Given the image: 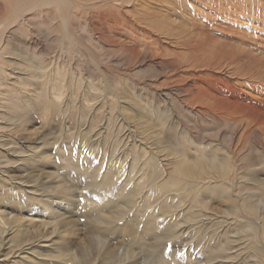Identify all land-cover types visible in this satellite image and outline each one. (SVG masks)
I'll return each mask as SVG.
<instances>
[{
  "label": "rangeland",
  "instance_id": "374dc122",
  "mask_svg": "<svg viewBox=\"0 0 264 264\" xmlns=\"http://www.w3.org/2000/svg\"><path fill=\"white\" fill-rule=\"evenodd\" d=\"M109 5L102 8L101 11L94 12L97 13L96 16H92L91 12H88L90 13L88 17L87 14L80 13L79 18H76L78 21L74 19L82 27L86 20H88V25H91L94 21L104 22V17L111 19L108 24L113 22L110 24L112 26L105 28L97 26L94 30L91 27L76 29L77 37L81 42H85L88 48L79 46L74 53L70 54L66 52L68 51L67 45H64L66 53L59 58V55L54 57L56 52H61L60 46H55L57 43L53 44L54 49L49 48L52 45L43 43L44 49H50L48 52L44 51L48 54L47 58L57 62L59 60L58 64H64V66L58 74L50 72L51 75H47L46 78L43 75L32 77L33 80L28 77L30 80L26 89L31 92L33 88H36L35 92L44 93L48 89L51 90V86L55 82L62 89V85H66L63 89L62 94L64 95L61 97L62 102L58 108L57 118L49 122L41 117L40 112H37L38 100L34 99L32 101V105L35 107H32L33 110L30 108L28 113L20 114L18 112L11 116L14 123L12 121L10 123L15 127L21 121L22 124L27 125L23 127L24 129L15 127L9 134L8 130L0 128V147L2 146L0 162L4 164L11 160L7 167L10 168L13 165L15 167L13 166L8 175L17 183L22 181V185L30 194L29 196L34 199L23 204L20 200V202L16 200L8 204L9 206L7 204L0 205L6 209V213L12 212L9 215L4 213L8 216L4 215L5 218H9L5 219L7 224L9 223L8 227L16 229V227H20L21 223H24L21 225L20 229H22V226L26 224L24 219L28 216L33 218V225H30L31 232L34 233L35 240L40 239L43 242L41 243L43 251L40 250V252L45 254V256L43 255L44 260L46 259L45 264L46 262L53 264L48 260L58 257L57 253L64 254V257H61L57 262L58 264H264V190H262L264 188L247 186L248 190H251L246 192L236 188L234 198L239 203L221 198H209L206 199L207 207L203 208L183 197L185 199L181 198L180 203H175V221L170 220V223L168 220L170 215L163 213H158L157 218L154 217L156 222L163 225L164 228L163 231L158 232L161 239L155 240L156 235H150L144 240L139 232L136 235H131L130 227L138 231L142 225L138 226V224L145 221L157 206L156 203L151 206L145 201L149 188L137 185L143 174L145 175V170L141 172L142 176L133 175L131 173V157H122L119 154L122 149L118 152L116 150L117 154L112 152L114 134H119V138L123 141L127 138L133 145V142L139 145L142 138L146 141L148 139L147 142H143L148 143L151 151L159 154L160 161L168 169L172 165L171 159L173 158L167 155L169 152L167 147L173 146L172 142H175V130L182 131V128H179L181 127L180 121L177 119L179 115L177 107L180 105V99L185 95L184 90L191 88L194 83L191 77H171V73L176 67L183 66L182 68L190 67L192 70L193 67H197L203 71L201 75H204L209 70L208 66L212 60L222 52H230L233 53L232 55L235 53V56L232 57L235 60L233 65L236 62L238 69L234 68L235 65L224 66L223 69L226 70V73L221 68L222 72H218V77L229 80L228 82L233 87L235 86L236 91H240V95L249 96L248 98L256 102L255 104L264 105V0H116V2L114 0ZM209 14L218 15L219 19L224 22L213 24L212 20L215 18L210 17ZM238 14H246L249 19H252L245 25L241 22L236 24L235 16ZM205 15L208 21L203 19ZM90 16L93 18L91 19ZM112 17L114 18L112 19ZM189 19H195L193 27L188 24ZM206 22L210 27L206 25ZM116 23H119L122 28L114 29ZM113 25L114 28L111 30ZM201 26L204 27L202 30L199 29L202 28ZM43 33L46 34V31ZM41 36H43L42 33H39V37ZM189 43L191 44L189 45ZM195 44L199 45V50L202 53L205 51L206 56L198 50L195 52L198 55L201 54L200 57H197L198 60L194 57H187L188 55L185 54L187 48L183 46L189 47L191 51ZM201 44L202 47H200ZM129 48H132L134 52H129ZM211 51H213V55ZM67 53L69 55H66ZM51 55L53 56L51 57ZM151 55H155L165 62L168 61L167 63L174 67L164 69L157 64L159 60L145 59ZM72 57L75 60H71ZM216 58L215 61H221L219 60L221 55L220 58L219 55ZM65 60L66 62H64ZM196 60L198 62L195 63ZM39 62L38 60L37 63ZM62 62L63 64H61ZM154 63L156 64L154 65ZM188 63L190 64L188 65ZM27 67L32 69L31 65ZM231 67L235 70L233 71ZM11 68L16 73H20L19 69H25L26 66L21 68L18 65H12ZM65 70H68L69 74L73 70L74 74L72 71L68 75ZM75 74L76 76H74ZM250 85L251 87H249ZM160 91L173 94L172 110L169 109L168 113L165 107L164 110L161 107L158 110L163 111L169 118L172 114L175 124L170 132H162L160 142L156 143L153 140L154 136L148 135L151 131L143 135L141 126L137 128L136 124L138 121L140 124L147 125L152 131H159L157 114L152 111L150 104L164 106L162 98L157 95ZM50 92V94H44L49 98V95L52 94V91ZM112 95L118 98H113ZM65 106L66 110H64ZM125 106H127L126 109H124ZM20 116L22 119L17 122L16 119ZM238 118L237 122L242 119L240 116ZM182 127L188 128L185 123ZM106 128L107 131L108 129L114 131L113 137L111 136L107 141L105 140ZM216 132L218 131L213 134ZM4 133H8V137ZM85 134H89L91 137L89 146L84 145L81 141L84 140L83 135ZM146 135L148 137L144 139ZM164 138L168 141L166 142ZM17 142H19L18 145ZM21 142H25V144L22 145ZM225 142L224 144H228V138L225 139ZM155 146L161 148L158 149L160 152H157ZM164 147L165 151L162 149ZM92 148L96 150L93 151ZM68 150H74L77 152L76 154L80 153L88 157L91 162H104V168L98 177L93 179L89 174L81 172L84 168L83 165L85 166L88 162L80 163L77 169L69 165L63 159L64 153H68ZM247 154L248 152H242V156ZM116 157L124 160V163L122 162L123 172L120 175L111 176L112 172L108 173L107 162ZM28 159L30 161L27 162ZM26 163L28 165H25ZM151 166L153 167V165ZM172 167H169V171ZM257 175H259V181L264 183V170ZM246 179L248 177L242 179L244 184ZM238 180L241 181V179L236 181ZM136 188L137 191L131 195L120 192L123 190L129 192ZM174 196L176 195L174 194ZM84 200L96 207L95 211L89 212L88 208L84 206ZM247 200L249 202L246 204L248 206L251 204L255 212H252L253 210L250 212L245 203H242L243 206L241 205L240 202H247ZM40 202L46 207L40 208ZM32 203L36 205L31 206ZM27 205H30L31 208ZM51 205L57 209L56 214L50 212ZM244 205L247 206L246 209ZM8 207H10V212L7 210ZM29 208L35 212V217L28 214ZM102 214L111 215L109 222L102 224L96 220V217ZM55 217L66 220L57 224ZM9 237L10 243L14 241L15 244L17 235L8 236L5 240L6 244L9 242L7 241ZM45 241L47 242L45 243ZM105 241L109 243L107 244ZM0 243H2L1 240ZM6 247L7 245H3L0 251L1 264L5 258H8L5 255L8 253ZM68 249L71 250L68 251ZM64 250L67 252V257ZM54 251L57 252L54 253ZM213 251H219L220 254H215ZM68 257H72L74 261L64 262V258Z\"/></svg>",
  "mask_w": 264,
  "mask_h": 264
},
{
  "label": "bare ground",
  "instance_id": "6f19581e",
  "mask_svg": "<svg viewBox=\"0 0 264 264\" xmlns=\"http://www.w3.org/2000/svg\"><path fill=\"white\" fill-rule=\"evenodd\" d=\"M112 1L114 0H93V1L92 0H0V77H1L0 78V128L8 130L10 134V131H12L13 128L15 127L23 128L27 126L24 122H23L24 124H22V122L20 121L22 119V116H20L19 118L16 119L17 122L18 120L20 122H18V124L14 127V125L10 123L11 121L14 123V120H12L13 118L11 116L14 113H18V112H20V114H25V113L30 112L32 107L35 108L32 105V101L34 99L38 100V104L36 105L37 110H38L37 112H40L41 117L45 118V120H48L49 122L52 120L54 121L55 118H57L58 110H59L58 108L60 107V102H62L61 97L64 95L62 94L64 91L63 89L66 85L63 86L64 85L63 84L62 85L63 89H62L60 85L56 84L55 82L54 85L51 86V90L45 89L46 92L44 93L46 94L47 93L50 94L51 93L50 91H52V94L51 96L49 95V98L43 92L42 93L35 92L36 88H33L31 92H28L26 89L27 86L29 85L28 81L30 79L33 80L32 77H41L43 75V77L45 76L46 78L47 75L48 76L51 75L50 72L52 74L53 73L58 74L60 72V69H62V66H64L63 62L61 63L63 65L58 64L59 60L57 62L55 60H51L50 58H47L48 54H46V52H48L50 49L48 50L44 49L43 43L46 42L52 45V47L50 46L49 48H53V49L55 48V46L56 47L60 46L61 52H56V53L54 52L55 53L54 57L55 56L58 57L59 55V58L62 57L63 54L66 52H69L70 54L74 53L75 49L79 48V46H82L83 48H88L85 42H81L80 38L77 37L76 29H80V27L82 26L78 25L77 22L74 21V19L80 16V13L82 14L85 13L87 14V17H88V14H90L88 12H91L92 16H96L97 13H94V12L101 11L102 8L110 6L109 4H111ZM151 3L153 4V2ZM140 8H143V7H140ZM209 16L215 18V20H212L213 24H217V22L218 23L224 22L223 20L221 21V19H219V16L216 14L215 15L209 14ZM235 17H236V24L241 22L244 25L249 23L250 19H252V18L249 19L246 14L245 15L238 14ZM92 18L93 17H91V19ZM113 18L114 17H112V19ZM189 18L191 19L190 16ZM203 19L208 21L206 15L203 17ZM109 21H111V19L109 20L108 17H104V22L102 21L103 23L102 22L100 23L99 21H96V22L94 21L95 23L91 22L92 24L88 25V20H86V23L84 24L83 27L85 29H88L89 27H91L93 30L97 28V26L98 27L104 26L105 28L107 26H112L110 24H112L113 22L108 24ZM188 24L190 26L192 25L191 27H193L195 24V19L190 20ZM206 25L210 27L208 22H206ZM45 27L47 28L46 30H45ZM113 28H114V25L112 29L111 28L110 29L113 30ZM120 28L122 27H120L119 23H116L114 29L118 30ZM203 28L204 27L199 28V29L202 30ZM43 31L44 32L46 31V34H44ZM39 33H42L43 35L41 36L43 37L42 39L41 37H39ZM199 33L201 32L199 31ZM214 38L213 40H215ZM209 40L211 39L209 38ZM239 40H241V38H239ZM54 43H57V44H55V46L53 47ZM191 43H189V45ZM187 44H184V45H187ZM202 44L200 47L203 46ZM64 45H67L66 47H68V51L66 52H64ZM198 46H196L195 44L194 48L191 51L189 47L183 46L184 48H187L185 52V54L188 55L187 57L190 56V58L194 57L197 59V57H200L199 55L205 54V51L204 53H202L201 50H199ZM53 49L51 50L53 51ZM198 50L199 52H201V54L199 55L195 53ZM204 50H206V48H204ZM129 52L133 53L134 50L132 48H129ZM211 52L213 55V51ZM208 54L210 53L208 52ZM232 54L230 52H222L221 54H218L219 58L221 55V58L219 59L221 61H218V60L215 61V58L216 57L218 58V55H217L214 58V60H212V62L209 64L208 66L209 70H207L205 72L206 74L204 75H201L203 74V71L197 69V67L196 68L193 67V70H192V68L190 67L182 68L183 66L181 67L182 69L180 67H176L174 69V72L171 73L172 74L171 77H182V78L191 77V79L194 81V83L191 85V88L184 90L185 95H183V98L181 99L179 98L181 102H180L179 107H177L179 110L178 111L179 115L177 119L178 121H180L181 127L179 128H182V131H180V129L175 130L176 132L175 142H172L173 146L169 145L167 147L169 149V152H167V155L173 158L171 159L173 161L171 163L172 165L169 166V167L173 166L172 169H170L171 171H169V167L167 169V166L164 165L163 162L160 161V158H159L160 156L158 157L159 154L155 153L154 151H151L152 149L148 147L147 145L148 143L146 144L145 142H143V141H146V140H142L143 138L140 141L141 143L139 142V145H136V142H133L134 143L133 145L132 142L129 143L130 141L127 138L126 140L123 141L121 138H119L118 136L119 134L115 135L113 133L114 131L112 132V130L110 129H108L107 131L108 127L106 128V131H107L106 132L107 135L105 137L106 141L111 136L113 137V134H114V139L112 141L113 143L112 152H115L116 150L118 152V150L122 149V152L119 153L120 155H122V157L123 156L125 158L131 157V160H132L131 173L133 175L139 174L142 176L141 172L145 170V175L143 174L142 178L139 180L137 185L139 187L146 186L149 188L147 198H145V201L148 204H151V206L152 204H155V203L157 204L156 209L148 215L145 221L138 224V226L142 224L141 225L142 229L139 228L137 231L133 227H130L131 235L133 234L136 235L139 232V234L144 240L147 239L150 235H156L155 240L161 239L159 237L160 234L158 232H161V230L163 231L164 228H163V225L161 226L160 224L156 222L154 217L157 218L158 213H163V214L170 215L168 218L169 222L170 220L175 221L176 208L174 209V206H175V203L177 202L180 203L181 198L183 197L191 200V203L198 204L200 207L203 208V207H207L206 199H209V198H215V199L221 198L225 200H230L235 203H239V202H236L237 199L234 198L235 197L234 192H236L237 190L236 188H239L240 191L243 189V191L245 192L251 190V189L248 190L247 186H252L254 188H260V189L264 188V183H261L259 181L258 179L259 175H257V174H260L264 170V105L260 106L258 103L255 104L256 102L251 101L248 98L249 96L245 97L243 95H240L239 93L240 91L239 92L236 91V89L234 88L235 86L233 87L232 84L228 82L229 80L226 79L227 80L226 81L224 80L225 78L221 79L218 77V72L225 71L224 73H226V70L223 69L224 66L230 67L233 65V62L235 60L232 57L235 56V53L234 55ZM66 55H69V54L67 53ZM52 56L53 55H51V57ZM248 56L249 55H247V57ZM73 57L71 60H75ZM145 59L159 60L157 61L158 62L157 64L159 66L164 67V69L168 67H174V65L167 63L168 61L165 62L163 59L157 58V56L155 55L147 56L145 57ZM203 59H200V60H203ZM241 59H243V57H241ZM38 60L40 61L39 63H37ZM66 60L64 62H66ZM189 60L190 59L188 58V61ZM197 60L195 61V63L198 62ZM235 63H234L235 65L234 68H237ZM155 64L156 63H154V65ZM189 64L190 63H188V65ZM12 65H18V67H21V68L22 66L23 67L26 66V68H29V69L22 68L21 70L19 69L20 73H16L15 70L11 68ZM29 65L32 66V69L30 67H27ZM191 67H192V64H191ZM243 67H246V66H243ZM68 70H65V71H67L68 75H70L73 70L70 71V74ZM229 70L230 69L228 68V71ZM216 72L217 74H215ZM208 73H211V74H208ZM72 74H74V71ZM232 75H234V72ZM74 76H76V74ZM48 85L50 86V84H47V86ZM249 87H251V85ZM157 95L162 98V101H163L162 103L164 104V106H156L154 105V103L150 105H151L152 111L157 114L156 119L158 122V127H160L159 131L158 130L152 131V129H150L147 125L143 123L140 124L138 121H137L136 127L140 128L141 126L143 135L151 131L148 135L154 136L153 137L154 142L159 143L162 132L163 133H165V131L170 132L173 129L175 122H174V117L172 116V114L170 115V118H169L163 113V111L158 110L160 107L163 108V110L165 107L167 109L166 110L167 113L169 109L172 110L173 108L172 102L174 100L173 94L165 92V91H160L159 93H157ZM112 96L113 98H118V97H115L114 95ZM126 107L127 106H125L124 109H126ZM62 110H63V107H62ZM64 110H66V106ZM238 116L242 117V119H240L239 122H237V119H239ZM184 123L188 126V128L182 127ZM215 131H218V132L213 134V132ZM5 134L8 137V133H4V135ZM146 137L148 136L146 135L144 139H146ZM227 138H228V142H227L228 144H224L226 143L225 139L227 140ZM83 139L84 140H81V141L83 142L84 145L86 144L89 146V144H91V137L89 136V134L83 135ZM20 141L21 139L19 140V142ZM19 142H17L16 144L18 145ZM24 144L25 142L22 143V145ZM159 146H155V149L157 150V152L159 151L158 149H161ZM1 147H0V150H1ZM162 149L163 151H165L166 148L164 147ZM95 150L96 149H93V151ZM244 151L248 152V154L245 156H242V152ZM76 153L77 152H75L74 150H68V153H64L63 159H65L69 165H71L73 168L75 167L76 169L78 168V165L80 163L88 162L86 163L85 166L83 165L84 168H82V170L80 168L81 172L89 174V176H91L93 179L95 177H98L100 171L103 170L104 168V162L102 161L91 162L88 157L81 155L80 153L79 154H76ZM31 155L33 156V154ZM26 161L28 162L30 161V159ZM10 162L11 160H9L8 162H4V164L3 162H0V167H1L0 168V174H1L0 176V205L2 204L8 205V204H11L12 202H15L16 200H18V202L21 201V203L23 204L24 202H28V200L33 199L29 196L30 194L28 190L25 189V187L22 185L23 184L22 181H20L22 183L20 182L17 183L10 177V175H8L9 171L13 169V166L15 167V165L11 163L13 166L11 165L12 167L8 168L9 167L8 165L10 164ZM122 162L124 163V160H122V158L117 159V157L114 158V160L107 162L108 173L112 172L111 176L122 174L123 172ZM2 165L4 166L2 167ZM25 165H28V163H26ZM151 165H153V167ZM162 175H163V178H161ZM246 177H248V179H246L247 181L244 184L243 182L244 180L242 181V179ZM237 179H241V181L240 180L236 181ZM245 187L247 190L245 189ZM135 191H137V188L129 192H126L125 190L120 191V192L121 193L124 192L125 195H131V194H134ZM177 193H180V194H177ZM174 194L176 196H174ZM221 195H224V197H221ZM84 202H85L84 206L88 208L89 212L95 211L96 207H93V205L90 202L85 201V200ZM248 202L249 201L247 200V202L242 201L240 203L241 205L242 203H245V205H247L246 203ZM7 205H4V206L7 207ZM30 205L34 206L36 204L32 203ZM30 205H27V206L30 207ZM39 207L43 208V207H46V205L41 203L39 204ZM25 208L27 207L25 206ZM30 208H29L28 214L30 216L35 217L34 215L35 212H33V210L31 211ZM247 208H249L250 212L253 210L251 204ZM9 209L10 207H8L7 209L10 212ZM56 210L57 209L53 205H51L50 212L53 214H56L57 213ZM254 210L252 212H255ZM4 213H6V209L0 206V240L2 241L0 245L2 246L7 245L6 250H8L7 251L8 253L5 254L7 255L8 258H5V260H3V264H45V260H46V259L44 260L45 254L43 252H40V250L43 251V248L41 246V243L43 242H41L40 239L35 240L36 238L34 237V233L31 232L30 225L33 222V218H29V216L26 217L24 220L26 221L27 225L26 224L23 225L22 229L20 228H21V225L24 223H21L19 225L20 227L18 228L16 227V229L14 227V229H12L11 227L10 228L8 227L9 223L7 224V221H6L9 218L8 219L5 218L6 214L9 215L12 212L6 213V214ZM24 214H27V213H24ZM110 216L111 215L102 214V215L97 216L96 220L99 223L105 224V222L107 221L109 222ZM55 218L57 219V217ZM65 220L66 219L58 218L55 221V223L59 224L60 222H64ZM23 227H24V230H23ZM13 234L17 235L18 237V238L16 237L17 241L15 240L16 245L14 244V241L10 243L11 241L10 237L7 240L9 242L6 244L5 243L6 238L8 236H12ZM46 242L47 241H45V243ZM2 246L0 247V251L2 250L1 249ZM66 248H67V245H66ZM63 249H64V246H63ZM69 250L71 249H68V251ZM224 251H226V249ZM56 252L54 251V253ZM64 253L66 255L67 252H65L64 250ZM214 253L220 254L219 251H216ZM56 255H58V257H52L48 261L53 264H58L57 262H59L61 257H64V254L57 253ZM63 261L72 262L74 260L72 257H68L67 259L64 258Z\"/></svg>",
  "mask_w": 264,
  "mask_h": 264
}]
</instances>
